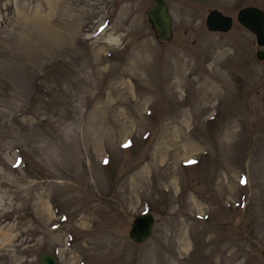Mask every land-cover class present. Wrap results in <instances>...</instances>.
Instances as JSON below:
<instances>
[{
	"label": "rangeland",
	"instance_id": "rangeland-1",
	"mask_svg": "<svg viewBox=\"0 0 264 264\" xmlns=\"http://www.w3.org/2000/svg\"><path fill=\"white\" fill-rule=\"evenodd\" d=\"M166 2L0 0V264H264V0Z\"/></svg>",
	"mask_w": 264,
	"mask_h": 264
},
{
	"label": "water",
	"instance_id": "water-1",
	"mask_svg": "<svg viewBox=\"0 0 264 264\" xmlns=\"http://www.w3.org/2000/svg\"><path fill=\"white\" fill-rule=\"evenodd\" d=\"M236 19L255 34L258 45H264V11L255 5L241 7ZM147 18L156 31L160 40H167L172 36V22L166 0H155V4L147 9ZM233 23L230 15L218 8L208 10L205 17L206 27L210 30L227 31ZM264 50H257V57L262 58ZM264 105V95L262 97ZM154 218L149 210L136 214L131 222L129 237L135 242L146 240L152 233ZM38 264H58V257L48 249H42L37 256Z\"/></svg>",
	"mask_w": 264,
	"mask_h": 264
},
{
	"label": "bare ground",
	"instance_id": "bare-ground-1",
	"mask_svg": "<svg viewBox=\"0 0 264 264\" xmlns=\"http://www.w3.org/2000/svg\"><path fill=\"white\" fill-rule=\"evenodd\" d=\"M208 90H209V91H208L209 93H212L211 91H213V90H214V88H213V87H211V88H209ZM208 98H210V97H208ZM232 130H233V129H231V131H232ZM228 133H231V132H228Z\"/></svg>",
	"mask_w": 264,
	"mask_h": 264
},
{
	"label": "snow or ice",
	"instance_id": "snow-or-ice-1",
	"mask_svg": "<svg viewBox=\"0 0 264 264\" xmlns=\"http://www.w3.org/2000/svg\"><path fill=\"white\" fill-rule=\"evenodd\" d=\"M128 145H125V147H127ZM105 162H107V161H105Z\"/></svg>",
	"mask_w": 264,
	"mask_h": 264
}]
</instances>
